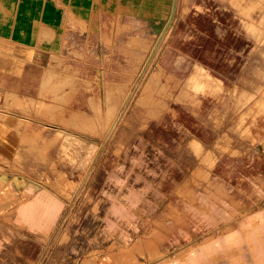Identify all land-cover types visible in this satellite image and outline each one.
<instances>
[{"label": "crops", "instance_id": "0c3cea01", "mask_svg": "<svg viewBox=\"0 0 264 264\" xmlns=\"http://www.w3.org/2000/svg\"><path fill=\"white\" fill-rule=\"evenodd\" d=\"M246 4L0 0V126L12 117L29 134L41 118L26 117L22 105L62 106V131L80 140L65 148L68 158L0 175V264H105L121 252L131 264H264V144L226 142L242 139L243 96L262 88V70L252 67L260 36L248 29ZM172 18L164 66L182 86L207 84L143 129L121 124L104 141L103 108L119 106L121 95L109 100L106 84L76 91L45 81L65 48L125 58L132 37L145 40ZM254 137L263 140L264 130ZM60 174L75 185L68 196L55 187Z\"/></svg>", "mask_w": 264, "mask_h": 264}, {"label": "rangeland", "instance_id": "374dc122", "mask_svg": "<svg viewBox=\"0 0 264 264\" xmlns=\"http://www.w3.org/2000/svg\"><path fill=\"white\" fill-rule=\"evenodd\" d=\"M263 3L264 0H247L246 7L241 12L247 20L248 29L260 36L261 58L253 57L252 67L257 65L262 70V88L256 92H247L246 97L243 96L247 104L246 108H243L245 109L244 116L248 121L237 125V131L241 132L242 139L227 138L228 144L232 141L252 146L258 142L264 144V139L259 140L254 137L256 130H264ZM185 11L186 9L180 10L179 13ZM174 20V18L168 20V26L164 28H150V36L145 37V40L140 39L137 35L132 37L131 41L126 44L127 49H124V53H120L125 54L127 58L102 56L97 54L98 52L92 46L88 45L84 47L74 45L75 47L65 48L64 51L66 52L57 55L48 66L45 81L54 82L62 88L69 86L76 91L82 86L88 90H93L97 83L100 86L106 84L109 86L107 93L109 100H114L117 94L121 95L123 101H119V106L111 105L108 102V106L103 108L104 121L101 130L104 141H109L114 132L121 129L119 128L121 124L124 126H127V123L132 124L135 130L143 129L149 121L157 120L169 111L173 103L185 101L190 95L191 88H197L199 85L206 86L207 84V80L203 77L197 82L188 81L182 86L164 66L161 57ZM107 54L110 55V53ZM254 76L256 75L252 71L249 77L253 79ZM132 82L135 87L129 93L127 87ZM127 98L128 101L124 104V100ZM20 108L26 113V117L41 118V123L36 124L37 126L34 125L36 127H31L34 132L29 134H23L20 131L22 129L12 117H7L6 124L0 126V135L2 136L0 138V175L2 177L9 172L24 173L29 165L38 164V159L54 157L63 160L65 157L68 158L69 155L65 154V148L80 144L78 137H70L71 135L62 131L64 125L69 126L68 122H64L56 115L58 110H60L61 115H64L66 110L62 106H48L41 103L24 104ZM259 116L262 117L263 123L256 122ZM117 119L118 122H116ZM89 120H92L88 125L89 130L94 132V119L88 116ZM41 128L46 131L42 133L44 137L40 138V133L35 131ZM75 129H79L78 120L75 123ZM46 136L48 137L46 138ZM218 148L222 152L227 151L224 147ZM30 151L32 153H27ZM49 152L52 155H49ZM230 152L232 154L237 153L235 150ZM54 184L62 194L67 196L69 195L68 191L75 188L73 183L67 182L65 185L61 174L56 175ZM64 240L65 238H62L61 242ZM128 263L131 264L129 258L121 252L118 259L113 258L111 263L106 262L105 264Z\"/></svg>", "mask_w": 264, "mask_h": 264}, {"label": "bare ground", "instance_id": "6f19581e", "mask_svg": "<svg viewBox=\"0 0 264 264\" xmlns=\"http://www.w3.org/2000/svg\"><path fill=\"white\" fill-rule=\"evenodd\" d=\"M262 3V2H261ZM264 4V3H263ZM256 223V222H255ZM257 224V223H256ZM111 227V226H110Z\"/></svg>", "mask_w": 264, "mask_h": 264}]
</instances>
